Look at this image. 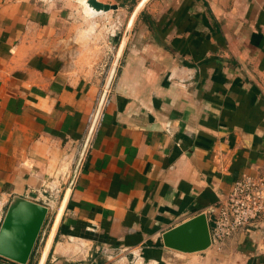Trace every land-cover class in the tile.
I'll return each mask as SVG.
<instances>
[{
  "label": "crops",
  "instance_id": "1",
  "mask_svg": "<svg viewBox=\"0 0 264 264\" xmlns=\"http://www.w3.org/2000/svg\"><path fill=\"white\" fill-rule=\"evenodd\" d=\"M98 1L118 8L79 0L83 26L56 0H0V216L12 195L41 202L46 182L49 211L65 201L42 264H264V212L218 249L161 241L234 179L264 176V0H145L67 189L106 86L101 65L140 0ZM114 12L124 27L111 35L96 19ZM104 246L124 248L120 262Z\"/></svg>",
  "mask_w": 264,
  "mask_h": 264
},
{
  "label": "water",
  "instance_id": "2",
  "mask_svg": "<svg viewBox=\"0 0 264 264\" xmlns=\"http://www.w3.org/2000/svg\"><path fill=\"white\" fill-rule=\"evenodd\" d=\"M144 2L145 0H140L130 16L127 28L123 34L120 46L116 53L115 61L112 64V69L107 78L105 89L101 94L97 109L91 121L88 135L74 164L67 189L71 187L86 151L90 135L98 119V115L106 96V89L113 77L120 58L124 40L128 34L134 17ZM88 4L94 9L101 11L118 8L116 4H105L98 0H88ZM35 197L36 193L30 194V197L12 195L0 221V257L10 260L16 264H27L29 262L41 228L49 212L50 207L34 200ZM61 201L63 202V210L65 197H63ZM54 232L49 235L38 264L43 263ZM161 241L163 246L166 248L184 253L199 252L209 248L211 246V237L206 214L204 212H199L164 230L161 233Z\"/></svg>",
  "mask_w": 264,
  "mask_h": 264
},
{
  "label": "built area",
  "instance_id": "3",
  "mask_svg": "<svg viewBox=\"0 0 264 264\" xmlns=\"http://www.w3.org/2000/svg\"><path fill=\"white\" fill-rule=\"evenodd\" d=\"M118 27L110 26L109 34L114 35ZM105 100V99H104ZM94 114L91 116L93 119ZM97 122V121H96ZM43 189L49 193L44 196L41 203L50 206V201L56 192V186L43 183ZM37 196V195H36ZM36 198V197H35ZM34 198V199H35ZM264 212V176L242 174L233 180L226 196L208 206L204 213L209 224L211 246L220 248L224 241L238 232H247L256 227L260 216ZM2 215L0 216L1 221ZM43 229L41 238L45 235ZM124 248L101 247L100 252L106 259L120 262ZM135 262V260H134ZM131 262V264H134Z\"/></svg>",
  "mask_w": 264,
  "mask_h": 264
},
{
  "label": "rangeland",
  "instance_id": "4",
  "mask_svg": "<svg viewBox=\"0 0 264 264\" xmlns=\"http://www.w3.org/2000/svg\"><path fill=\"white\" fill-rule=\"evenodd\" d=\"M56 1L61 3L62 5H64L66 8H68L70 10H73V14H74V16L72 18V23L73 24H78V25H83L84 26V24H86V22L89 23L88 22L89 18L84 17V2H82L83 3L82 4V3L79 2V0H56ZM115 13L116 12L113 13V16H114L113 17V21L110 20L111 18H109V17L97 18L96 19L97 25H99L101 27L103 26L105 28L104 29L105 31L109 30L111 25L112 26L114 25V26H117L120 29V30L119 29L118 30L122 32L123 27H124V21L121 18H118L115 15ZM120 35H121V33H120ZM71 43H73L75 46L78 45V43H76V42H71ZM101 67L104 68V73L107 75L106 78H108V76L110 74V71L112 69V65L109 68V64L106 63V64H102ZM99 69H100V67H99ZM108 69H109V71H108ZM106 71H108V74L106 73ZM106 81H107V79H106ZM5 209L3 210V213H4ZM56 212H57V210L55 208L49 211V213H48V215H47V217H46V219L44 221V224H43L41 230L43 229V231H45L47 233V231L49 229V226H50V223L53 221V219H54V217L56 215ZM2 216H3V214H2ZM34 249H35V247H34ZM37 255H38V252L36 253L33 250L32 254H31V257L29 259V262L27 264H34V260L36 259Z\"/></svg>",
  "mask_w": 264,
  "mask_h": 264
},
{
  "label": "bare ground",
  "instance_id": "5",
  "mask_svg": "<svg viewBox=\"0 0 264 264\" xmlns=\"http://www.w3.org/2000/svg\"><path fill=\"white\" fill-rule=\"evenodd\" d=\"M62 206H63V202L61 201L60 205H59V208L56 212V215L53 219V221L50 223V226H49V229H48V232H47V237H49L50 234H52L57 226V223H58V220H59V217H60V214H61V210H62Z\"/></svg>",
  "mask_w": 264,
  "mask_h": 264
},
{
  "label": "trees",
  "instance_id": "6",
  "mask_svg": "<svg viewBox=\"0 0 264 264\" xmlns=\"http://www.w3.org/2000/svg\"><path fill=\"white\" fill-rule=\"evenodd\" d=\"M14 264H16V263H14Z\"/></svg>",
  "mask_w": 264,
  "mask_h": 264
}]
</instances>
